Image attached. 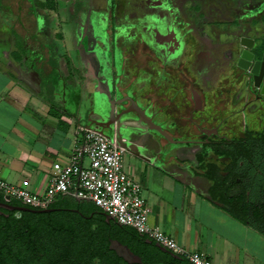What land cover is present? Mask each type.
<instances>
[{"label": "crops", "instance_id": "0c3cea01", "mask_svg": "<svg viewBox=\"0 0 264 264\" xmlns=\"http://www.w3.org/2000/svg\"><path fill=\"white\" fill-rule=\"evenodd\" d=\"M21 1L18 3H22L23 12L17 19L13 17L15 25H9L0 12V178L42 194L53 164H66L80 141L78 126H92L90 119L96 114L90 110V99L98 95L88 93L89 80L84 73L91 68L94 71L97 63L80 50L86 46L79 41L75 42L72 56L66 50L64 34L50 31V20L42 19L41 23L44 0ZM95 1L102 4V0H92ZM96 6L98 11L99 4ZM31 7L35 8L33 13ZM47 31L49 39L41 40ZM11 38L16 40L10 43ZM11 47L16 51H9ZM135 147L132 149L136 154L123 156V166L143 184L150 226L158 227L186 250L201 253L215 264H264V235L238 222L213 202L202 178L194 177L177 161L151 153L143 141ZM165 185L172 189L169 198L161 196ZM196 201L205 202L207 212L216 214L214 222L223 228V233L200 232V223L194 217Z\"/></svg>", "mask_w": 264, "mask_h": 264}, {"label": "flooded vegetation", "instance_id": "af4514ba", "mask_svg": "<svg viewBox=\"0 0 264 264\" xmlns=\"http://www.w3.org/2000/svg\"><path fill=\"white\" fill-rule=\"evenodd\" d=\"M124 1L115 0L112 9L101 5L94 24H83L84 43H88L86 33L91 38L90 33L95 30L102 36L100 43L94 42L98 49L101 46L105 52V48L112 46L114 58H124V48L135 60L146 57V64H140L138 75L148 74L150 79L154 66L148 65H160L168 82L163 86L155 75L160 87L153 89L152 83L147 80V90L151 93L148 96L138 93L115 94L107 87H99L100 97L105 96L107 107L104 113H95L97 116L90 119L92 126L89 127L119 147L123 156L136 154L132 148L143 141L151 153L161 155L165 160L177 161L194 177L202 178L208 186L210 199L227 210L228 206L212 199V181L203 174L208 170V165L218 167L224 177L230 174L233 160L220 153L227 150V143H241L246 151L250 144L264 145V42L244 37L240 40L243 45L241 49H238L239 44L236 46L233 42L223 51L200 33L205 31L203 26L185 24V21L182 24L171 10L164 9L162 5L165 0H130L127 4ZM261 17L264 18V14ZM139 49L144 51L138 54ZM111 82L115 83V78ZM234 96L239 100L235 105ZM187 113V120H184ZM177 121H188L198 138L182 139L170 132L171 123L177 124ZM233 122L242 123L239 137L224 134ZM194 145L212 147L217 158L225 159V165L220 168L216 163L204 162L200 154H194L192 157L199 162L195 166L187 152L181 157L169 151L170 147ZM255 158L259 160L256 166L247 158L238 163L237 167L246 173V179L236 178L235 188L228 189L230 193L244 190L248 196V187H252L251 176L258 177L257 181L263 183L264 152ZM79 203L83 204L84 201Z\"/></svg>", "mask_w": 264, "mask_h": 264}, {"label": "rangeland", "instance_id": "374dc122", "mask_svg": "<svg viewBox=\"0 0 264 264\" xmlns=\"http://www.w3.org/2000/svg\"><path fill=\"white\" fill-rule=\"evenodd\" d=\"M18 1L19 0H6L5 2H2V0H0V12H2L3 16L9 20V25L15 22L14 20L12 21L13 17L17 19V16L23 12V7L21 6L22 3L20 4ZM22 1L24 3L26 1L31 2L32 0ZM38 1L41 2L42 0ZM97 2L98 1L92 2V0H53V2L52 0H44L41 4L42 8L45 7V10L41 11L43 13L41 14V17H39L42 21L41 23H43V20L46 22L47 20H50V25L47 26L50 31H61V33L64 34V44L66 46V50L69 51L72 56L75 55V42L79 41L82 46H86L80 50L87 52L91 61H96L97 64L94 66V71L92 68L88 73L81 71L85 74V76H87L85 79L89 80L87 89L88 93L90 95H98L97 98L92 97V99H90V110L96 114L98 112L104 113L107 107L106 98L105 96L100 97V89H97L96 84H99L101 88L102 86L107 87L109 90L114 91L115 94L138 93L142 96H148L151 93L147 90V88H149L147 80L152 83L153 89L160 87L159 81L154 78L155 75L161 80L163 86L168 82L165 81V79L167 80V77L166 75L164 76L163 71L160 70V65H148V67L154 66L152 77H150V79L148 78V74L145 76L143 74L138 75V68L140 67V64H146V57H140L138 60H135L134 56L129 54V51L124 48V58L122 56V59L119 57L114 58V48L112 46L111 48H105V52L102 50L103 47L101 46L100 49H98L96 45H94V42L99 41L100 43L102 36H100V34H98L95 30L91 31V38H89V33H86L88 43H84L85 30H83V24H94L93 21L98 12L96 11V4H99V7L104 4L105 7L109 9L115 7V0H103L102 4L101 1ZM163 2L164 4L162 7L164 9L167 8L171 10L172 14L179 17L182 24L185 21V24L203 26L205 31L200 33L206 35L207 39H209L213 45H216L218 49L223 48V51H225L227 45L233 42L236 46L239 44L240 47H238V49H241L243 45L240 43V40L244 37H247L248 39H255L257 42H264V18L261 17L264 14V0H165ZM50 5L51 7H49ZM33 10H35V8L31 7L30 13H33ZM72 29L75 31H72ZM50 31L43 33L40 39L48 40ZM14 40L16 39L14 38ZM14 40L11 38L10 43ZM10 46H12V44ZM12 50L15 52L16 48H9V51ZM126 50L128 52H126ZM143 51L144 50L139 49L137 50V53L139 54ZM63 52L64 50H59V53ZM169 64L173 63L169 62ZM73 75L77 74L74 73ZM112 78H115V83L111 82V84L110 81ZM221 78H223V76ZM202 86V88H204V85ZM170 98L174 99V97ZM235 98L236 97L234 96V105L239 103V100ZM233 110H235V108ZM187 116L188 113L185 115L184 120H187ZM171 127L170 132L174 133L178 138L192 140L197 137V132L190 127L188 121L184 123L177 121V124L171 123ZM229 130L228 132H224V134L228 137H239L242 134V123L233 122ZM163 144L165 146V143ZM170 149V152H175L176 154L178 153L181 157L184 152H187L189 158L191 157V163L195 166H198L199 162H197L196 159L194 160L192 157L194 154H200L203 156L204 162L216 163L220 168H222L226 163L224 158H217V156L213 154L214 149L210 146H177L172 148L170 147ZM194 151H197V153ZM136 181L141 187V196L145 200L147 196L142 186L143 184L138 180ZM163 190V195L161 196L163 198H169L171 196L170 191H172V189L165 185ZM215 203L217 204V202ZM207 207L208 206H206L205 202L200 203L199 201H196V205L194 206V217L200 223V232L202 234H209L211 231L216 230L223 233V228L214 222V220L218 217L215 213L211 214L207 212L209 210ZM214 212H217V209Z\"/></svg>", "mask_w": 264, "mask_h": 264}, {"label": "trees", "instance_id": "16d2710c", "mask_svg": "<svg viewBox=\"0 0 264 264\" xmlns=\"http://www.w3.org/2000/svg\"><path fill=\"white\" fill-rule=\"evenodd\" d=\"M226 146L227 150L220 153L232 158L233 169L224 177L215 165L207 166L203 175L212 181L210 195L228 206L226 211L232 218L264 235V180L261 183L258 177L251 176L248 196L244 190L228 191L236 185V178L246 179L238 163L247 158L256 166L259 160L255 156L264 152V145L250 144L247 151L241 143ZM10 204L22 206L14 201ZM47 208L54 211L0 209V264H127L108 249L110 239L128 246L141 258V264H190L161 252L153 241L146 244L147 238L133 228L106 222L103 212L92 202L80 204L71 198H60Z\"/></svg>", "mask_w": 264, "mask_h": 264}, {"label": "built area", "instance_id": "2783aa9c", "mask_svg": "<svg viewBox=\"0 0 264 264\" xmlns=\"http://www.w3.org/2000/svg\"><path fill=\"white\" fill-rule=\"evenodd\" d=\"M78 131L80 141L66 164H53L45 192L35 194L0 178L3 202L14 201L41 210L60 198L89 201L118 224L133 228L190 264H215L201 253L186 250L158 227L150 226L141 187L124 170L122 150L91 127L78 126Z\"/></svg>", "mask_w": 264, "mask_h": 264}, {"label": "water", "instance_id": "95a60500", "mask_svg": "<svg viewBox=\"0 0 264 264\" xmlns=\"http://www.w3.org/2000/svg\"><path fill=\"white\" fill-rule=\"evenodd\" d=\"M112 112H113V109L111 110L110 114ZM154 128L159 131L158 128H156V127H154ZM75 201L78 203L81 202V200H78V199H75ZM0 209H4V210H8V211H16V212H33V213H49V212L54 211L53 209H49V208H45V209H41V210H34V209L26 208L23 206H14L10 203H6L3 201H0ZM73 211L77 212L76 210H73ZM0 214H2V213L0 212ZM102 216L105 218L106 222L114 221V219L110 215H108L104 212L102 213ZM151 242L152 241L149 239H147L145 241L146 244H151ZM155 247L158 248L161 252L169 254L174 259H180L179 256L170 253L165 248L160 246L158 243H155ZM108 249L110 251H113L119 258H121L127 264H141V262H142L141 258L138 255L134 254L128 246L122 244L118 240L110 239L108 242Z\"/></svg>", "mask_w": 264, "mask_h": 264}, {"label": "bare ground", "instance_id": "6f19581e", "mask_svg": "<svg viewBox=\"0 0 264 264\" xmlns=\"http://www.w3.org/2000/svg\"><path fill=\"white\" fill-rule=\"evenodd\" d=\"M126 124V123H125Z\"/></svg>", "mask_w": 264, "mask_h": 264}]
</instances>
